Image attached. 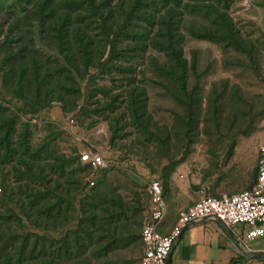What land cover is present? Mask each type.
<instances>
[{
	"label": "rangeland",
	"instance_id": "1",
	"mask_svg": "<svg viewBox=\"0 0 264 264\" xmlns=\"http://www.w3.org/2000/svg\"><path fill=\"white\" fill-rule=\"evenodd\" d=\"M37 2L0 0V104L13 129L0 148V209L20 219V232L54 243H73L78 232L87 264H138L151 181L163 185L168 217L205 194L218 198L253 185L264 144V0H182L176 18L169 10L168 21L180 26L186 87L182 72L154 74L151 55L164 57L150 49L133 54L129 39L120 41L118 59L102 58L108 68L84 70L82 92L63 100L57 93L37 98L32 75L24 88L18 82L21 70H32L33 55L50 58L51 67L55 58L64 61L34 15ZM160 6L155 0L151 9ZM23 143L43 151L37 164L44 170L37 168L34 181L27 158L4 161ZM85 151L99 153L108 167L84 164ZM181 181L190 183L188 193ZM27 190L47 195L37 224L22 209ZM247 245L264 248V238Z\"/></svg>",
	"mask_w": 264,
	"mask_h": 264
},
{
	"label": "trees",
	"instance_id": "2",
	"mask_svg": "<svg viewBox=\"0 0 264 264\" xmlns=\"http://www.w3.org/2000/svg\"><path fill=\"white\" fill-rule=\"evenodd\" d=\"M154 1L38 0L34 7V15L40 27L48 28L46 31L50 34L51 45L56 48L64 61L62 63L59 58H55L52 61L55 65L51 67L48 65L50 58L48 61H43L39 57L31 56L28 61L32 64V70L24 69L19 72V84L24 88L27 77L32 75L33 83H37V98L45 93L43 100L45 98L48 100L52 93L59 94L61 100L66 96L79 94L82 92V87L78 78L84 70L89 73L93 68L101 71L108 68L107 64L101 62L102 58L108 53L111 58L118 59L120 41L131 39L133 46L130 52L133 54L145 53L150 49L164 57L162 60L151 55L150 66L154 74L166 78L169 72L173 74L182 72L184 74L179 80L186 87L185 73L188 63L183 57L180 42L175 39V36L179 35L180 26L178 22L168 21L167 18L169 10L173 11L174 18L181 15L178 9L182 0H160L161 6L155 11L151 9ZM172 2L175 3L174 7ZM216 15L219 14L216 12ZM28 47L26 45L22 48L28 50ZM30 52L36 54L33 48ZM15 55L18 56L19 53ZM114 68L119 67L114 65ZM116 69L115 71H119ZM120 72L125 73V70ZM134 99L141 102L138 97ZM66 105L67 103L64 104L65 107ZM5 112L6 109L0 104V135L3 134L5 137L0 142V148L13 132L11 125L7 126ZM18 154L21 159L29 160L28 162L26 159L25 163L28 176L37 179V168L39 167L41 172L44 170V167L41 168L37 164L43 160V151L33 152L23 143L19 148H9L4 161L7 162L8 159L13 161ZM57 185L61 183L58 182ZM30 188V186L26 187V189ZM22 195H25L27 201L22 204L25 216L37 224L38 216H41L39 206L47 195L29 190ZM52 209L53 206L47 209L50 211L49 216ZM13 214L0 209V264H59V261L61 264H87V248L80 233H75L73 243L68 239L54 243L35 233L20 232L19 227L16 226L20 219ZM93 238L94 234L90 232L89 240L92 242Z\"/></svg>",
	"mask_w": 264,
	"mask_h": 264
},
{
	"label": "built area",
	"instance_id": "3",
	"mask_svg": "<svg viewBox=\"0 0 264 264\" xmlns=\"http://www.w3.org/2000/svg\"><path fill=\"white\" fill-rule=\"evenodd\" d=\"M80 159L94 169H104L109 165L103 156L92 151L81 153ZM148 195L150 206L140 233L142 255L139 264H167L184 229L206 218L215 219L226 227L245 225L247 230L239 238L241 242L264 238V145L260 148L257 178L253 186L218 198L203 195L198 202L181 211L169 234L160 230L168 205L159 180L149 183Z\"/></svg>",
	"mask_w": 264,
	"mask_h": 264
},
{
	"label": "crops",
	"instance_id": "4",
	"mask_svg": "<svg viewBox=\"0 0 264 264\" xmlns=\"http://www.w3.org/2000/svg\"><path fill=\"white\" fill-rule=\"evenodd\" d=\"M255 182L256 180L253 182V185ZM180 185L183 193H188L190 183L181 181ZM232 194L235 193H231V195ZM164 195L166 198L165 191ZM201 197L192 204H187L181 211L186 210L198 202ZM149 206L150 202L148 200V209L145 214L144 222L148 215ZM181 211L179 214L173 216L169 215L168 217V215H166L160 227L162 233H170ZM246 230L247 227L245 225L226 227L221 222L211 218L193 223L184 229L178 242L174 245L171 252L170 264H243L244 262H251L253 259H262L253 258L248 254L249 252L264 251V248L249 247L246 242L239 241L242 233Z\"/></svg>",
	"mask_w": 264,
	"mask_h": 264
},
{
	"label": "water",
	"instance_id": "5",
	"mask_svg": "<svg viewBox=\"0 0 264 264\" xmlns=\"http://www.w3.org/2000/svg\"><path fill=\"white\" fill-rule=\"evenodd\" d=\"M248 255L253 257V258H264V251L249 252ZM170 257H171V253L167 259V264H170Z\"/></svg>",
	"mask_w": 264,
	"mask_h": 264
}]
</instances>
